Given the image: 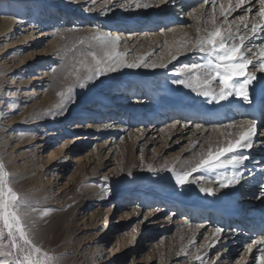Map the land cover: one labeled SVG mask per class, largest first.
Returning <instances> with one entry per match:
<instances>
[{
  "label": "rangeland",
  "instance_id": "obj_1",
  "mask_svg": "<svg viewBox=\"0 0 264 264\" xmlns=\"http://www.w3.org/2000/svg\"><path fill=\"white\" fill-rule=\"evenodd\" d=\"M37 1L39 2L38 6L44 9L41 12L42 14L36 18L37 26H43L41 34L49 33L53 26V23H50L51 17L55 16L52 13L60 8L70 9L73 13L78 8L79 11H87V9L90 11L100 4L101 6L98 9L116 7L118 12L125 14V16L118 18L119 23L122 22L124 17L134 19V17L137 18L145 14V11H136L132 8L136 0ZM166 2H163V6ZM200 3L201 1L192 5L193 10H190V14L186 12L189 20L197 15H195V11L201 5ZM156 4H160V1H157ZM174 4H177V2H174ZM25 5L26 3L20 4L19 8L16 9L17 13H25L27 10L24 8ZM2 6L13 8V4L7 0L0 2V11ZM43 11L46 13L43 14ZM155 11L156 9L152 14H155ZM96 12L98 11H94V13ZM212 12L214 18L216 12L215 10ZM255 14L257 13L255 12ZM78 15L79 13H76V15L71 16L76 18ZM210 15H208V18L206 17L207 23H209ZM14 16L16 17V15ZM1 18L0 12V20ZM86 19L88 20L86 28L96 32L99 27H90V23L94 18ZM138 19L142 20L143 18ZM73 22L75 20L62 22L61 24L64 27L61 32L53 37L46 36L33 49L26 50L20 44H14L13 47L0 54V164L4 166V171L8 173V179L11 181V187L14 191L30 207L37 209V212L30 214L28 221L32 228L35 244L44 252L55 257L56 264H215L221 259L220 256H215L220 251L222 252L224 246L222 242H219L215 244L213 249H209V238L206 236L209 235L210 229L215 226L216 221L223 232L226 229V219L223 220V224V221H219L214 215L211 217L207 209L201 212L204 217H198V220L191 222H184L185 218L188 217L183 208L178 216H171V214L175 210L176 203L194 201L197 197H207L208 194L201 192V188L214 189V196L227 193L229 187L220 188L218 183V178L224 177L223 172L206 175L205 171L199 170L193 172L184 185H178L176 182L171 185L169 181L176 178L174 173L183 174L185 171H190V168L199 160L201 152L204 151V154H206L209 147L215 152L218 147L226 145L230 140L229 136L232 135L233 125L237 126L242 121L253 119V113L255 112H249L252 103H244V100L238 97L241 104L233 107V112H235L233 117L229 115L227 121L226 119L221 121L208 119V122L204 121L202 125L206 128V131L202 135L197 134L201 124L195 127L197 125L195 123L183 134L181 141H178V136L175 137L170 143V146H172L168 149L163 148L165 135L161 138H156V136L164 133V131H160L163 124H165L164 122L171 124V121L174 122L175 116L168 119L165 117L156 118L154 122H148V125L147 123L140 124L136 119V123L132 125L129 123L127 126L121 124L120 119H117L118 117L107 114L110 110L117 109V107L111 108L116 103L125 108L130 102L140 100V97L145 100V92L141 87L137 91H133V94H126V90L120 88L115 92L112 91L103 95L106 97V104L110 108L99 112L100 116L97 118V123L89 118L92 115L77 119L81 113L75 116L76 110L81 108L80 110L83 111L86 109L85 112L87 113L92 108L95 109L97 103L95 105L80 104L81 99L77 97V94L83 90L86 91L90 87L85 82L86 80H84L85 86L83 88L79 87V84L67 87L65 82L67 79L76 77L72 73L80 67L79 61L81 60L86 59L87 64L93 69L95 68L91 56H85V53L89 50L96 52V49L93 47L91 40L88 45L78 43L79 39L86 36L78 30ZM96 22L98 23V21ZM192 23L184 26H192ZM234 24L232 23L230 26L234 28ZM197 27L201 28V24ZM70 29H75V31H70ZM157 31L159 32L160 29H157ZM167 31H170V29H165V32ZM34 32H38V30ZM51 41L55 42L54 50L46 55V52L51 50ZM1 45L2 39L0 40ZM89 45H91V48H89ZM44 56L46 58H43ZM24 60L28 61L24 63ZM46 65L48 68H53L44 70V67H47ZM189 65L184 64L185 68ZM27 66H30L31 70L26 72L23 69ZM181 66L183 67V65ZM82 71L83 69L80 72ZM178 73L177 71L174 81L178 78L183 80ZM181 85L175 87L176 93L170 99L176 104L180 103L183 108L203 106L202 109L209 116L214 108H217V106L222 107L226 102L225 100L216 102L211 100L210 97L206 100L201 98V100L196 93L192 95L193 97H189L187 92L182 91ZM69 88L80 92L67 96ZM154 92L155 96L160 94L158 90H154ZM13 93H16V95ZM58 93H65V95H58ZM12 98L19 100V106L10 110L8 103ZM44 98H48L47 103H44ZM128 99L131 101H127ZM35 104L42 107L38 111L39 115L38 112L37 114L35 112L26 114L25 112ZM238 107L242 109V113H240ZM23 108L24 113L22 114L20 109ZM44 113L60 116L55 129L46 128V130H43L40 129L41 126L34 125L36 118H41ZM29 115L30 123H19ZM263 117L264 107L262 113L260 112L259 116L253 119L256 132L254 137L258 143L257 146L254 145L256 147L252 151L254 153H247L244 148H238L235 153L226 154V158H222L223 160L229 159L233 155H246L248 157L243 165L235 169V171L240 172L241 177L239 183L233 186L240 189L242 193L243 197L239 199V202L245 199L244 193L247 190L252 191L249 198L245 199V205L249 203V199L254 200V202L260 200L263 205V198L259 197L260 195L263 196L262 192H264V189L261 188L264 186L262 181L264 180V163L260 160L264 159V141L261 140L263 138L261 137L263 136L261 131L264 130ZM228 125H232V127H228ZM140 126L145 127L148 131L141 141H137L138 133H142V131H138V128L142 129ZM117 128H123L124 130L117 131ZM191 133L196 136L194 141H192ZM43 134H46V136L43 137ZM32 135L35 139L30 143L15 147L18 138L26 142L27 138ZM148 139H150L149 143L145 145ZM235 139L232 138L233 141ZM41 140L43 141L42 144ZM34 145H40V147H36V151L33 152L31 147ZM121 152H124V155H121ZM63 156L62 162L66 167L61 169L55 166V163L57 164ZM99 162L102 165L101 169L96 166ZM128 162L129 166L126 172ZM81 165L83 168L81 167L82 169L79 170ZM225 167L232 168L231 165ZM243 167L246 171H252V177L246 175L247 172L243 173ZM256 168H259L260 171H257ZM169 169L172 171H169ZM146 172H152L151 176L153 175L154 180L150 183L151 187L148 188L147 185L149 186V184L145 182L140 185L135 182L131 190L123 191L121 187L118 188V184L125 179L126 175H129L133 180L139 179L140 181V177L145 175ZM248 178L250 179L248 180ZM97 193H103V196L94 199ZM128 196L132 197L129 198V201ZM92 198L93 200L84 206H80L82 201ZM161 200L163 203H160ZM167 202L169 203L167 204ZM262 205H260V208ZM157 208L158 210H156ZM163 208L166 210L162 211ZM43 211H47V215L41 217L40 213ZM158 213V218L155 217L153 227L148 226L153 222V216ZM60 214H63L61 218L59 217ZM53 217L58 218L59 231H50L48 228ZM33 220L35 221L34 224L32 223ZM232 220L229 219L228 221L232 222ZM207 226L209 227L207 228ZM196 228L197 232L191 239L192 241H188L191 233ZM251 229L252 227H250ZM202 230L203 234H201ZM250 230L245 231V233H251ZM254 230L257 232L255 235H258L259 238L257 242L264 241V227L262 230ZM199 233L202 236L194 240ZM135 236L139 242L131 248L132 241L136 240ZM240 241L241 245L236 253V246L231 247L233 248L232 251L231 248L229 249L233 252L228 256L229 264H245L247 259L246 254H244L246 253L245 246L251 240L243 235L240 237ZM7 242L5 232L4 243L7 244ZM124 242L130 244L128 249L123 248ZM257 242L254 249L259 254V249L264 247V243ZM192 244H194L193 250H191ZM184 249H186V253L183 254ZM94 260H96V263H92Z\"/></svg>",
  "mask_w": 264,
  "mask_h": 264
},
{
  "label": "bare ground",
  "instance_id": "obj_2",
  "mask_svg": "<svg viewBox=\"0 0 264 264\" xmlns=\"http://www.w3.org/2000/svg\"><path fill=\"white\" fill-rule=\"evenodd\" d=\"M2 1H6V0H0V2ZM7 1L13 4V8H10L11 6L1 7L0 12L2 18L0 20V40L2 39V45L0 46V54L3 53L5 50H8L9 48L13 47L14 44L15 45L20 44L21 46L25 47L24 49L26 50L33 49L36 46H38L39 43H41L46 36L53 37L54 35L58 34V32H61L62 28L64 27V25L61 24L62 22L75 20L73 24H75L76 27H78V30L86 37H91L97 33H109L114 38L118 37L119 39L116 44L115 51L122 55L124 63H133L136 62L140 57H143L144 58L143 64L157 65L156 67H151V66L149 67L141 66L137 68L119 67L118 70L115 72H107L103 75H100L98 78H93L92 80H86L85 82H87L90 85L89 89H86V91L83 90L80 92L79 90L71 89L70 92L67 91V96L74 95L80 92L77 94L78 96L76 95L78 98L81 99L80 104L95 105L97 103V107H95L97 111H95V109L92 108L90 112L86 113L85 112L86 109L82 111L80 110L81 109L80 108L79 110H76L74 113L75 116L81 113L80 117H78L77 119L83 118L86 115H92V117L89 118L93 122L97 123L96 122L98 120L97 118L100 116L99 112L101 110L106 111L110 108V106L106 104L107 101L105 99L106 97H104L103 95H105L106 93L109 94V92L112 91L115 92L120 88L125 89L126 94H130V93L133 94V91H137L141 87L143 89V92H145L144 95L145 100L141 99L140 97V100L130 102L129 105L125 106V108H123L122 105L116 103V105L111 106V108L117 107V109L110 110L109 113L107 114L109 116L118 117L117 119H120L121 124L127 126L129 123H131V125L133 123H136L137 120L140 122V124L147 123L148 125L150 122H154L156 118L165 117L168 119L170 117L175 116L174 122L171 121V124H167L168 122H164L165 124H163L161 128L162 130H160V131H164V133L163 134L160 133L156 136V138H161V136L165 135V138L163 139L164 149L170 148L172 146V145L170 146L171 141L177 136L179 137L178 141H181L183 134L186 133V131L190 129V127H192V125L195 123L197 124L195 127H198V125L201 124L197 134L202 135L206 131V128H204L202 125L204 121L208 122V119L216 120V121H221L222 119H226L227 121L229 115H231V117L234 116L235 112H233L234 111L233 107L241 104L238 97L236 95H232L227 100H225L226 102H224L225 103L224 106L222 107L217 106V108H214L212 112L209 114V116H207L204 109H202L203 106L191 107L189 109H186L181 107L180 103H179L180 105L176 104L172 101V99H170L171 96L176 93L175 87L180 85L179 83H176V81L180 80L179 78L174 81L176 72L178 71L179 72L178 75H180L179 77L183 78L184 80L187 77V75L190 74L187 70H185L186 68L184 64L189 65L191 63H203L205 60V57L199 51L186 50V45L187 47L190 48L191 43L197 39L198 35L206 36L208 31H212L215 28H220L225 34H227L228 30L230 29L233 35H240L246 31L244 29V23H248L249 28L251 27L252 23L264 25V20H262L257 14H255V12L257 13L260 8V5L257 2V0H245V3L238 8L236 7V0H139V1L136 0L135 3L132 5V8L136 9V11L139 10L145 11V14L138 16L137 18L134 17V19L132 18L129 19L128 17H124L123 19L121 18L122 22L120 23L118 18H120V16L121 17L125 16V14H123V12H118V8L116 7L105 8L102 6L103 8L98 9L101 6L100 4L92 8V10L90 11L89 9H87V11H79L78 8V10H76L73 13L70 9L68 10L65 8H60L59 10H55L52 13L55 16L51 17L50 23H53V26L50 29L49 33L41 34L43 26L41 25L37 26L36 18L37 16L42 14L41 12L44 9L41 6H38L39 2L37 0H7ZM157 1H160V4H156ZM164 1L167 2L163 6ZM199 1H201L200 3L201 5L199 7L197 6L198 8H196L195 15L196 14L197 15L195 17L193 16L189 20L186 16V12L190 14V10L191 9L193 10L192 5H194L196 2ZM174 2L175 3L177 2V4L173 5ZM23 3H26L24 8H26L27 10L25 11V13L24 12L17 13L16 9H18L19 8L18 6ZM137 4H139L140 6L137 7ZM230 5L235 10L229 11ZM154 9H156L155 14H152ZM96 10L98 12L94 13V11ZM214 10L216 12V15L213 18L212 11ZM101 11L102 13L100 14ZM44 13L46 12L43 11V14ZM76 13H79V15L76 16V18L74 16H71V15H76ZM209 14L211 15L209 16L210 18L209 23H207L206 17L208 18ZM243 14L245 15L244 17L246 19L245 21L242 22L240 20V17H243L242 16ZM14 15H16V17ZM231 15L232 17L229 18V16ZM225 16L227 17L228 20L225 19ZM96 17L101 19L97 20L98 18ZM140 17L143 19L142 20L138 19ZM85 18H94V20H92L90 23V27L97 26V28L99 27V29H97L96 32L95 31L93 32L89 28H86L87 27L86 23L88 22V20L87 19L85 20ZM198 18H200L199 21ZM213 20L215 21V23H213ZM96 21H98V23ZM191 22H193L192 26H184L185 24ZM222 22L223 24L221 25ZM232 23L233 24L236 23L237 25L234 24L235 27L232 28L230 26L232 25ZM199 24H201V28L203 27V29L197 27ZM237 26H239L240 29L239 33H237ZM167 28L170 29V31L165 32V29ZM157 29H160V31L156 32ZM198 29L200 30L199 33L197 31ZM35 30H38V32H34ZM248 34L250 40L246 41V44L254 52L258 51L259 46L264 45V32H259L255 36H252L250 31ZM17 35L19 36L18 38ZM92 42H93V47L96 49V53L102 56L103 53L100 51V48L97 45V43L95 41ZM229 43H231V41H229ZM51 45H52L51 50L46 52V55H48L49 52H52L54 50L55 42L51 41ZM248 55H251V53H248ZM173 56H175V59L172 58ZM43 58H46V56H44ZM27 61L28 60H24V63H26ZM181 65H183V67ZM52 68H48L47 66L44 67V70H49ZM23 70L27 72L28 70L31 69L30 66H27ZM85 75L87 74H85V72L83 71L79 73V76L81 78L85 77ZM256 76L257 79L254 80L252 84L249 85L248 88L249 102L252 103V108L251 110H249V112L250 111L255 112L253 113V119L258 117L260 112L262 113L264 107V73L257 72ZM172 83H174L173 84L174 87ZM78 84L79 83L77 82L76 77L74 79H67L65 82V85L67 87L70 86L73 87ZM215 85L217 86L218 89L219 87L218 82H216ZM180 88H182V91L187 92L189 97H193L192 95L195 94V92H193L191 89L185 88L183 84L181 85ZM154 90L155 91L158 90L160 94L159 95L156 94L155 96ZM13 94L16 95V93ZM199 98L206 100V97L204 96H199ZM46 99L45 98L43 99L45 100L44 103H47L48 98ZM127 101H131V100L128 99ZM243 102L246 103L245 101ZM8 104L10 105V110L16 109L19 106V100L12 98V100H10ZM41 108L42 107L35 104L31 109L27 110L25 113L27 114V113L35 112V114H37V112L40 111ZM238 108L240 113H242V109L240 107ZM23 110L24 108L22 110L20 109L22 114L24 113ZM29 117L30 115L25 120L20 121L19 123H30L31 120L29 121ZM59 119L60 116L58 115H49L48 113H44L41 118H36L34 125L41 126L40 129L43 130H46V128L55 129L58 123L57 121ZM124 119L126 120V122H124L125 121ZM15 120L16 118L14 119V121ZM233 126L234 127L232 128V135L229 136L230 140H232V138L237 139L240 132L243 130L240 127V124H237V126L235 125ZM121 130L124 129L117 128V131H121ZM138 131L139 132L142 131V133H138L137 136V141H141L142 137L148 130L145 129V127H143L142 129L138 128ZM261 133L263 134V136H261L263 137L261 140L264 141V130H262ZM42 136L44 137L46 136V134H43ZM191 136H192L191 137L192 141H194L196 139V136H194L193 133H191ZM27 139L28 140H26L25 142L22 141V139L18 138V140L15 142L16 144L15 147H20L22 145L28 144L32 140H34L35 137L34 135H32ZM149 140L150 139L146 141L145 145L149 143ZM256 141L257 139L253 136L252 137L253 146L251 148H244L247 151V153H251V154L254 153L252 152L254 149H256L254 145L256 146L258 145ZM42 142L43 141L41 140V144ZM36 147H40V145L32 146L31 148L33 152L36 151L35 149ZM120 154L124 155V152H121ZM201 154H204V151L201 152L199 156ZM64 156L61 159H59V162L57 161L58 162L57 164L55 163V166L60 167L61 169L66 167V165L62 162ZM222 158H226V156ZM260 160L263 161L264 163V159H260ZM96 166L99 169H101L102 168L101 162H99V164ZM128 166H129V162L126 165V170H125L126 172L128 170ZM225 166L222 168H203L201 170L205 171L206 175L215 174L216 172L218 173L223 172L224 176L230 175L234 171V169ZM81 167L82 165L80 166L79 170L83 168ZM256 169L257 171L258 170L260 171L259 168ZM245 172H247L246 175H250L252 177V171L250 170L246 171V169L243 167V173ZM151 174L152 172L151 173L146 172L145 175L140 177V181L139 179L133 180V178H130L129 175H126L125 179H123L121 183L118 184V188L121 187L123 191L127 189L131 190L133 189L132 187L135 182H137L138 185L143 184L145 182L146 184H149V186L147 185V187L149 188L151 187L150 183L153 182L154 180V178H152L153 175L151 176ZM249 179L250 178H248V180ZM262 181L264 182V180ZM170 182L172 185V183L176 182V178H172L169 181V183ZM163 188L165 187L163 186ZM261 188L264 189V186ZM262 193L263 196L260 195L259 197L263 198V205L260 202V200L254 202V200L252 199L251 200L249 199V203L245 205L246 203L245 199L249 198V196L252 194V191L250 189L247 190V192L244 193L245 199L242 202H239V199L243 197L240 189L230 186L228 192L225 193L224 195H220V196L208 195L205 198L197 197L196 200L194 201H182L181 203H176V205L174 206L175 210L173 211L171 216H178L179 215L178 213L182 212V208H183L187 212L186 215L188 217L185 218L184 222H189V221L191 222L193 220H198V217L199 218L204 217L203 213L201 212L202 210L207 209L208 214H211V217H213L214 215L215 218L219 219V221L220 220L223 221L224 219H226L225 221L226 229L223 232H221L219 235H215V229L218 227V222L215 220L217 224L215 222L214 224L215 226L210 229L209 235L207 234L206 236L207 238H209L208 240L210 244L209 249H213L215 244L219 242H222V245L224 246L222 252L220 251L221 253L219 252V254L215 256V257L220 256L221 258L215 264L230 263V261L228 260V256H230V253H233L231 252L233 249L231 247L236 246V250H235L236 253L238 247H240L241 245L240 237L243 235H245L246 238H250L251 240L250 242L247 241L248 244L247 246H245L246 253L244 254H246L247 257V259L245 257L246 259L245 264H257L256 256L260 255V253L259 254L256 253V249H254L255 248L254 245L259 240V238L258 235H255V233L257 232H255L254 229L262 230L264 227V192ZM101 196H103V193H99V194L97 193V196L94 199L99 198ZM129 198L132 197L128 196V201L130 200ZM91 200H93V198L85 199L84 201H82L80 206H84L86 203H88ZM162 200L160 201V203H163ZM168 203L169 202H167V204ZM260 205H262L261 208ZM156 210H158V208ZM165 210L166 209L163 208L162 211ZM159 213L153 216V219L151 218L153 222L150 223L148 226L153 227L154 221L156 220L155 217H157ZM62 216L63 214L59 215L60 218ZM229 219H233L232 222L228 221ZM244 219H246L247 221ZM212 220H214V218H212ZM57 221L58 218L56 217H53L50 220L48 227L50 231H59L58 228L60 227H58L59 222ZM208 227L209 226H207V228ZM250 227H252L251 230ZM249 230L252 232L245 233V231H249ZM196 232H197V228L193 233H191L190 235L191 237L188 241H190L194 237ZM202 232L203 230L201 231V234H203ZM201 236L199 233L194 240L200 238ZM138 242L139 240L136 237V240L132 241L131 243V248L133 247V245H137ZM123 244H124L123 248L125 249H128L130 247L129 243L124 242ZM193 245L194 244H192L191 250H193L194 248ZM185 250L186 249L182 251L183 254L186 253ZM92 263H96V260H94Z\"/></svg>",
  "mask_w": 264,
  "mask_h": 264
},
{
  "label": "snow or ice",
  "instance_id": "obj_3",
  "mask_svg": "<svg viewBox=\"0 0 264 264\" xmlns=\"http://www.w3.org/2000/svg\"><path fill=\"white\" fill-rule=\"evenodd\" d=\"M260 5L257 15L264 20V0H257ZM245 0H236V7H240ZM140 5L137 4V7ZM147 6V5H145ZM235 10L229 6V11ZM250 11V9H249ZM225 19L227 17L225 16ZM245 17L240 20L245 21ZM213 23L215 21L213 20ZM243 34L233 35L229 29L225 34L220 28L208 31L206 36H199L191 43L190 48L186 45V50L199 51L205 57L203 63H193L187 66L190 73L184 80L176 81L183 84L185 88L191 89L198 96L210 97L216 102L227 100L230 96L241 97L245 102H249L248 88L257 79L256 73H264V45H260L258 51H253L248 47L246 41L250 40L249 31L252 36L259 32H264V25L252 23L249 28L248 23H244ZM75 31V29H70ZM199 33V29L197 30ZM240 29L237 26V33ZM118 37H112L109 33H97L91 37H84L78 40L81 45H88V42L95 41L103 55L89 50L85 56L90 55L95 62L93 69L87 64V60L79 61L80 67L76 68L73 75L79 83V87L85 86L84 80L98 78L107 72H115L119 67L137 68L141 66L156 67L157 65L143 64V57L136 62L124 63L121 54L115 51ZM231 41V43H229ZM238 41V42H237ZM91 48V45H89ZM251 53V55H248ZM175 59V56L172 57ZM255 61V62H254ZM87 72L83 78L79 76L80 71ZM251 69V70H249ZM55 71V69H53ZM218 82V89L215 86ZM71 91V88L67 90ZM65 95V93H58ZM232 127V125H228ZM243 129L237 139L229 140L226 145L218 147L215 152L209 147L206 154H201L199 160L183 174H175L176 183L184 185L188 182V177L203 168H222L231 165L234 171L230 175L218 178L220 188L234 186L239 183L241 174L235 169L243 165L248 159L246 155H233L229 159L222 160L226 154L235 153L238 148H251L253 146L252 137L255 132V121L245 120L240 122ZM231 135V134H229ZM169 171H172L169 169ZM201 192L208 195L214 194L212 188H201ZM37 212V209L30 207L26 201L19 196L11 187L8 173L4 171V166L0 164V264H56V258L44 252L35 244L32 228L28 223L30 214ZM47 211L40 213L43 217ZM34 224L35 221L33 220ZM7 235V244L4 243V234ZM222 229L217 227L215 235H219ZM264 243V241L257 242ZM260 255L256 256L257 264H264V247L259 249ZM199 259V257H197Z\"/></svg>",
  "mask_w": 264,
  "mask_h": 264
}]
</instances>
